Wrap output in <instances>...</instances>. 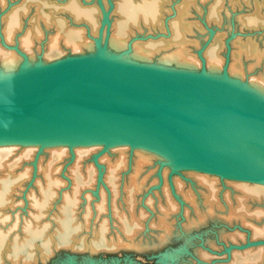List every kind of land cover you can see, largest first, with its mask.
Wrapping results in <instances>:
<instances>
[{
  "label": "rangeland",
  "instance_id": "374dc122",
  "mask_svg": "<svg viewBox=\"0 0 264 264\" xmlns=\"http://www.w3.org/2000/svg\"><path fill=\"white\" fill-rule=\"evenodd\" d=\"M69 1L39 0L37 3L41 4L40 6L49 4L62 6ZM116 1L106 0V8L102 2L104 11L108 13L110 28L113 23L121 21L120 13L115 12ZM131 1L135 4L139 0ZM188 1L165 0L159 12L161 25L147 27L142 23H137L136 26L127 30V37L124 39L127 45L115 50L116 52L112 50L109 55L118 56L123 50H127L128 46L135 44L143 46L149 43L163 42L166 44L171 35V23L174 22L181 26L187 52L198 60V67L191 70L192 72H201L202 60L205 61L203 52L208 50L217 33L222 35L226 32L222 37L220 73L225 68L228 70L230 44L233 39L240 38L244 42L258 41L263 44V26L238 30L234 25H230L227 31L228 27L225 22L218 26L207 19L209 9L207 0L196 1L198 5L195 4L197 7L195 6L190 14L185 4ZM259 1L261 0H249L250 5L246 4L245 7L235 11L232 18L238 13L243 18L252 16L255 11L259 14L260 8L264 10V6L259 8ZM17 2L20 4L18 0H12L5 10L18 6ZM79 4L83 8L95 5L100 11V23L94 37L88 35L86 27L79 26L81 23L78 24V29L82 32L84 30L85 40L94 45L103 21L98 0H82ZM182 5H185L183 13L180 10ZM1 12L0 8V16ZM54 14L60 15V18L62 14L68 16L67 12L58 11ZM66 20L67 24H65L69 27L70 22ZM110 28L109 36L112 34ZM190 28L194 31L193 34L189 32ZM106 29L107 25L104 26L103 37H106ZM21 31L23 32V28L17 32L18 36L22 33ZM51 31L52 28H49L48 33ZM17 35L15 36L16 41ZM44 37L37 45L41 50L38 51L40 57L38 55L33 63L45 65L94 54L90 51H67L58 47L47 49L43 40H46V36ZM192 45L195 47L192 48ZM14 47L17 48L15 44L6 45L5 42L4 44L1 42L0 29V50L2 51V53L0 51V56L2 58L8 56ZM25 52L21 51V54L26 55ZM26 53L30 55V51ZM124 61L159 67L153 61L144 64L135 59ZM165 67L171 70L190 71L177 67ZM205 72L207 73L206 66ZM22 145L19 143L0 144V182L4 180L10 182L11 178L8 177L11 176L24 175L26 177L21 181L22 185L10 193L12 197L9 200L12 201V208H0V212L8 218L5 223L0 224V233L7 235V244H12L13 241L18 246L23 244L22 242L26 239L25 226L30 225L32 213L35 211L30 206V200L39 198L41 188L49 179L54 182V187H52L54 191L51 190V202L39 224L48 226L43 238L50 242V247L47 252H42L40 245L43 238L36 240V248L32 250L35 252L32 259L27 256L28 249L20 250L16 254L18 256H11L12 258L7 256L6 251L3 250L2 255L0 254L1 264H261L263 262L264 256L260 257L264 246L236 249L238 246L245 247L248 242L264 240L261 233L256 231V229L264 231L263 184L224 179L218 175L191 170H173L167 160L157 157L153 163L148 164V168L142 169L143 177L139 173L137 177L141 175V179H146L143 182L144 187L140 192L138 190L133 193L127 181L132 168L129 167V161L127 167L123 165L113 169L107 166L115 161L114 158L119 148H126V145L112 146L108 149H104L103 144L80 145L72 148L66 145L64 146L66 147L65 156L62 158L57 153L42 154L46 148L41 150L42 147L39 145H32L34 149H30V145ZM85 147L91 148L86 150ZM77 148L78 151L74 152ZM126 152H128L127 159L132 157L131 150ZM104 157L106 159L102 160ZM198 175L207 176L210 180L204 178L200 181ZM211 178L216 181H212ZM65 196L74 201L75 208L72 212V215L76 217L74 222L84 225L87 214L86 221L89 222L87 225L89 228L85 231L81 229L71 233L64 239L58 230L56 218ZM88 213H91V217ZM160 216L168 219L167 221L164 219L167 229L162 227ZM101 226L105 227L106 232L103 233L102 239L98 240L94 237V231ZM165 231L166 233H163ZM115 239L116 244L113 243Z\"/></svg>",
  "mask_w": 264,
  "mask_h": 264
},
{
  "label": "water",
  "instance_id": "95a60500",
  "mask_svg": "<svg viewBox=\"0 0 264 264\" xmlns=\"http://www.w3.org/2000/svg\"><path fill=\"white\" fill-rule=\"evenodd\" d=\"M105 45L98 38L92 56L21 66L0 78V141L105 135L117 140L104 149L134 142L191 158L206 174L264 185V98L228 80L226 68L208 75L204 60L199 73L171 70L104 57Z\"/></svg>",
  "mask_w": 264,
  "mask_h": 264
},
{
  "label": "bare ground",
  "instance_id": "6f19581e",
  "mask_svg": "<svg viewBox=\"0 0 264 264\" xmlns=\"http://www.w3.org/2000/svg\"><path fill=\"white\" fill-rule=\"evenodd\" d=\"M18 1L20 2V4H18V2L16 3L18 4V6L15 5L16 7L5 10L6 6L9 4V2H12V0H0V8L2 11L1 12L2 15L0 16L1 42L3 43L5 42L6 45L15 44L17 46V50L19 49L18 51L20 53L21 51L25 52L24 50H27L30 51V55H28L26 51L25 54L27 56L24 55L25 57H22V55H20L18 52L13 50L8 54V56L4 58L0 56V78L15 76L21 66L22 68H24L25 71H27L33 65H35L36 63L33 62L34 60H37L39 52L41 51L40 49H38L37 45H39L38 43L41 42L42 38H45L44 36H46V40L45 39L43 40L45 41V46L47 47V49L58 47V48L66 49L67 51H76V52L90 51L92 53L96 52L95 44L92 45L91 42L85 40L86 39L84 35L85 33L83 34L84 28L81 29L83 30V32L78 29L79 26L82 25L88 29V33H89L88 35L94 37L97 34V29L100 23V18H99L100 11L95 5L92 7L83 8L79 4V1L82 0H70L68 3H66V5H62V6L57 4L40 6L41 4L37 3L39 2V0H18ZM100 1L101 3L103 2V4L105 5L104 8H106V4H107L106 0H100ZM196 1L199 2V0H189L187 3H185L187 4V8H188L187 12L189 14L190 12H192L194 7L198 5L196 4ZM164 2L165 0H139L138 2L133 4L131 0H117L116 5H114L116 9L115 12L120 13L121 21L118 23H113V25L110 28V25L108 23V17L105 18L103 16V21L100 27L101 32L100 29L98 31V38L101 40V44L106 43L105 49L103 51V56L110 57L111 55L109 54L112 50L115 51L125 47V45L127 44H125L124 39L127 37V33H128L127 30H130L132 26H136L137 23L139 24L142 23L143 26H147V27H156L161 25L159 19V12L160 9L163 7ZM246 4H249V0H207V6L209 8L207 13V19L218 26L222 25L221 24L222 22L223 23L225 22L227 24L225 25L228 27L227 31L229 30L230 25H234L235 29L238 30H243L245 28H257L259 26L260 27L263 26L264 29V14H263L264 10L260 8L264 6V0L259 1V5H258L260 8L259 14L257 11H255L252 16L243 18L241 17V15H239V13H238L239 16L235 13L236 15L232 18L234 12L241 9L242 7H245ZM184 6L185 5H182L180 7L182 13L184 11ZM28 11H30V14H28ZM58 11L62 13L67 12L68 16L62 14V17L60 18V15L54 14L55 12ZM66 19L69 20L70 26H72L71 28H69L70 26L69 27L66 26L67 24ZM22 23L25 24V26H23ZM105 25H107V29L105 32L106 37H103ZM180 27L181 26L175 22L171 23V35L169 41L166 44H164L163 42L155 43V44L149 43L144 46L135 44L133 46H130L129 53H120L118 56L117 55L116 56L121 58L120 59L121 61L122 60L133 61V59H135L142 61L143 64L151 63V61H153L157 63L159 67L162 65V67L170 66V67H177L183 70H190V71L195 70L198 67V60L194 56L190 55L189 52H187V47L184 42L185 38L183 36ZM21 28H23V32L21 31L22 33L18 36L17 32ZM49 28H52V31L48 33ZM109 28L112 30V34H110V36H109ZM188 30L193 34L194 31L191 28ZM225 34L226 32H224V34L222 35L220 33H217L216 36L213 38L208 50L203 52V57L205 58L206 61L204 65L206 64L205 65L206 71L210 76L215 75L214 77H216L223 75V73H220L221 56H222L220 51L222 50V45H223L222 37H224ZM16 35L18 36V38L16 37L17 41L15 40ZM255 43L258 45H256ZM230 46H231L230 62H229L228 70H226L227 79L243 86L245 89H247L254 95L264 98V42L263 44L259 43L258 41L244 42L240 38L239 39L235 38V40L233 39V41L231 42ZM194 47L195 45L192 48ZM116 140L117 139L105 135H92V134L75 135L64 132H53L46 134H31L28 136L13 138L5 141H0V144L19 143V144H23L24 146L30 145V149H34V146L32 145H37V146L45 145L42 149L45 148L46 149L43 151L42 154L48 153L50 155V153L51 154L57 153V155H59V157L62 158V156H65L66 147L64 146L66 145H68L70 148L74 146H80V145L86 146L91 144L112 145V142H115ZM127 146L126 148H119V152L116 154L114 158L115 161L111 162V164L109 165L107 164V166L110 168L112 167L113 169L122 167L123 165L127 167L128 164L127 162L129 161V167L132 168L130 170V176L127 181H129V186L131 187V191L133 193L138 190H139L138 192H140L143 189L142 188L144 187L143 182H145L144 180L146 179L143 178L141 179L142 169H144L145 167L148 168V164L153 163L155 159H157V157L163 158L171 162L172 166L176 169L180 168V169L191 170L196 172H202L199 170H203L194 163L195 162L194 160L181 154L160 150L153 147L143 146L134 142L127 144ZM90 148L85 147L86 150ZM92 148H97V147H92ZM76 150L78 151V148L75 149L74 152ZM128 150H131V156H132L129 157V159H127L126 157V154L128 153L126 151ZM91 151L93 150L91 149ZM104 159H106V157L102 158V160ZM111 160H113V158ZM139 173H141V175L139 176L140 178L137 177ZM213 173H214L213 175L216 174L218 176L220 175L224 177H232V176L237 177V175L224 174V173L222 174L214 171ZM8 178H11L10 182L7 181L5 182V180L0 182V208L3 207L12 208V201L9 200L10 197H12L10 196V193L16 187H20L22 185L21 181H23L24 178L26 177L24 175H19L17 177L11 176ZM204 178L205 179L208 178V180H210L209 177L207 176L205 177H202V175L199 176L200 181L203 180ZM213 178H211L212 181L215 180ZM53 185L54 182L48 179L46 181L45 186L42 187L40 190L39 198L38 199L31 198L30 206L32 210L35 211H33L34 213L31 212L33 216L32 219H30L32 220L30 222V225L28 224L25 226L26 239L22 242L23 244L21 246H18V244H16L15 241H13L12 244L10 243L7 244L6 243V240H8L6 239L7 235L6 234L3 235L0 233V254L2 253L3 250H5L7 256L11 257V256H15L20 250L28 249L27 256H29L30 259L33 258L35 252L32 250L36 248L35 245L36 240L40 239L41 237L43 238L44 232H46L48 227L46 225L44 226L40 225L39 223L42 222V221L40 222V220L43 217L45 210L47 209V207L51 202L52 199L51 192L54 191L52 190V187H54ZM62 200L63 203L60 208L59 214H57L58 216L56 220L58 222V226H59L58 230L60 232V235L65 239L71 233L78 232L81 229L85 231L86 228H89V226H87L89 222L87 223L86 221L88 219L86 214L84 225L76 224L74 222L76 217L72 215L73 214L72 212L75 208L74 201L67 196H65ZM172 205L174 204L172 203ZM88 215L90 216L91 213L90 214L88 213ZM165 218L166 217L161 218L160 216L162 227H165L166 225L165 222L168 220ZM7 219L8 218L0 212V224L5 223ZM167 228L168 227L166 226L165 229ZM105 230H106L105 227L101 226L100 228L94 231V237H96V239L98 240L100 238L102 239L103 233L106 232ZM162 230L164 229L162 228ZM260 230L256 229V231L260 232L261 236L264 238V231H260ZM163 233H166V231ZM115 241L116 239L113 241V243L116 244L117 241L116 242ZM262 242H264V240ZM121 244H122V240H121ZM258 246H264V244L263 245L260 244ZM49 247H50V242L48 240H45V238H43V242L40 245L41 251L47 252L49 250ZM263 256H264V249L261 250L260 258H262ZM1 263L2 262H0V264Z\"/></svg>",
  "mask_w": 264,
  "mask_h": 264
}]
</instances>
